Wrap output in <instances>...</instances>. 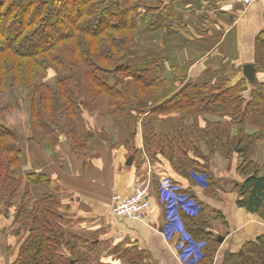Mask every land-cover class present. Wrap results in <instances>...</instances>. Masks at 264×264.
<instances>
[{
    "label": "trees",
    "instance_id": "16d2710c",
    "mask_svg": "<svg viewBox=\"0 0 264 264\" xmlns=\"http://www.w3.org/2000/svg\"><path fill=\"white\" fill-rule=\"evenodd\" d=\"M161 4L0 0V94L17 90L22 95L35 137L30 140L36 144L51 143L62 118L67 139L85 151L86 142L74 133L77 112L114 121L124 117L129 142L140 129L145 155L160 153L173 172L192 185L198 184L193 175L203 174L199 185L205 192L215 187L209 174L212 155L236 158L243 177L237 206L251 214L264 213V163L252 158L264 140V63L255 65L254 82L242 78L231 84L218 76L174 93L161 59L141 47L143 29L153 31L160 16L169 15ZM53 77L54 84H48ZM14 108L0 105V115ZM249 123L257 125L256 132L246 131ZM22 167L17 137L0 122V199L15 206L11 234L25 233L12 264H75L77 243L61 224L57 196L34 190L49 185L48 178L21 173ZM179 213L186 234L203 243L195 264H212L219 242L208 230V220L200 211ZM221 264H264V234L228 253Z\"/></svg>",
    "mask_w": 264,
    "mask_h": 264
},
{
    "label": "crops",
    "instance_id": "0c3cea01",
    "mask_svg": "<svg viewBox=\"0 0 264 264\" xmlns=\"http://www.w3.org/2000/svg\"><path fill=\"white\" fill-rule=\"evenodd\" d=\"M159 1L161 9L167 6L164 10L169 15L162 14L153 31L143 29L141 47L161 59L160 68L174 93L188 84L214 82L218 76L235 84L244 78L243 65L264 63V0L249 7L234 0ZM24 116V124L7 125L23 152L21 173L48 178L49 185L34 190L57 196L61 224L77 243L75 264H182L177 246L184 240L183 234L178 233L175 222L168 221L169 205L159 188V178L165 175L175 183L176 209L188 215L200 211L209 222L208 230L223 238L212 264H221L228 253L264 234V219L237 206V188L243 177L237 172L236 158L228 161L218 153L212 155L209 174L215 187L205 192L199 185L203 174L192 185L175 174L160 153L145 155L140 129L133 143L129 142L124 117L114 121L97 113L77 112L74 133L86 142L85 151H80L67 139L62 118L51 143L36 144L28 139L34 137L28 108ZM257 129L255 123L246 126L250 134ZM261 142L252 158L263 163L264 140ZM258 152L263 160L257 159ZM132 155L135 157L127 166ZM138 180L151 181L147 217L135 221L117 216L114 197L130 196ZM185 202L192 205L191 213L183 211ZM12 223L5 213L0 214V264L13 263L23 240L11 234Z\"/></svg>",
    "mask_w": 264,
    "mask_h": 264
},
{
    "label": "built area",
    "instance_id": "2783aa9c",
    "mask_svg": "<svg viewBox=\"0 0 264 264\" xmlns=\"http://www.w3.org/2000/svg\"><path fill=\"white\" fill-rule=\"evenodd\" d=\"M238 5L242 7L251 6L256 0H234ZM151 181L149 180H138L134 187V192L128 197L115 196L113 199V211L117 216L125 217L135 221H143L150 211V192ZM159 188L162 195L166 196L165 201L169 205V220L171 223L177 224L178 233L183 234V241L177 246L179 251V258L182 264H195L199 259V251L203 244L193 242L188 234L184 231L183 225L179 218V211L176 209L177 197H174V184L169 177L159 178ZM173 195V196H172ZM183 205L189 213L193 209L192 205H187L188 202ZM186 244V245H185Z\"/></svg>",
    "mask_w": 264,
    "mask_h": 264
},
{
    "label": "rangeland",
    "instance_id": "374dc122",
    "mask_svg": "<svg viewBox=\"0 0 264 264\" xmlns=\"http://www.w3.org/2000/svg\"><path fill=\"white\" fill-rule=\"evenodd\" d=\"M54 82H55V77L50 78L48 80V84H50V85L54 84ZM21 99H22V95L17 90H12V91L10 90V91H7L5 94H0V105L2 107L8 106V105H11V104H13L14 107H15L12 110L11 113H9V114L8 113H4V114L0 115V122L4 123L5 125H8V124H14V123L20 121L21 123L24 124V121H25L24 113H25V110L28 107H27V104H25V103L22 104ZM19 137L23 138V135L19 134ZM28 139H30V136H29ZM257 145H258V148L260 149L261 145H262L261 140L258 142ZM256 150H257V148H256ZM259 155H260V153L258 152L257 159L258 160H263V159H261V157H259ZM260 162H262V161H257L258 164H262ZM193 176L195 178L197 177V175H193ZM200 181H201V179H199V182ZM11 207L13 208L12 209L13 210L12 213H11ZM11 207H10L9 204L5 203L2 199H0V214L5 213V215H7V217H10L11 220H13L14 219V213L16 212V210H15V206H11ZM23 235L21 237H19V238L22 239ZM197 243H200V242H197ZM201 244H203V243H201Z\"/></svg>",
    "mask_w": 264,
    "mask_h": 264
},
{
    "label": "water",
    "instance_id": "95a60500",
    "mask_svg": "<svg viewBox=\"0 0 264 264\" xmlns=\"http://www.w3.org/2000/svg\"><path fill=\"white\" fill-rule=\"evenodd\" d=\"M242 75L248 82H254V80L256 78L255 66L253 64H246V65L242 66ZM132 158H133V156H130L128 158L127 163H126L127 166L131 165L132 160H133ZM259 216L264 219V213H260ZM217 240H218L219 244H221L223 241V238L218 237Z\"/></svg>",
    "mask_w": 264,
    "mask_h": 264
}]
</instances>
